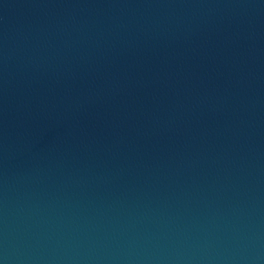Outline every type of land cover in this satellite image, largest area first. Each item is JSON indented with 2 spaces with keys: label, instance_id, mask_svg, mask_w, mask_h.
<instances>
[{
  "label": "water",
  "instance_id": "water-1",
  "mask_svg": "<svg viewBox=\"0 0 264 264\" xmlns=\"http://www.w3.org/2000/svg\"><path fill=\"white\" fill-rule=\"evenodd\" d=\"M0 264H264V0H0Z\"/></svg>",
  "mask_w": 264,
  "mask_h": 264
}]
</instances>
